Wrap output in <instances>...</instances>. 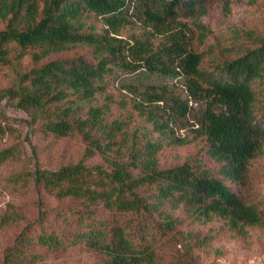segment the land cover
<instances>
[{
  "label": "trees",
  "instance_id": "trees-1",
  "mask_svg": "<svg viewBox=\"0 0 264 264\" xmlns=\"http://www.w3.org/2000/svg\"><path fill=\"white\" fill-rule=\"evenodd\" d=\"M130 8L155 34L163 35L164 42L153 48L139 39L131 45L118 39ZM205 13L206 0H0V67L10 65L14 55L31 52L38 62L76 46L91 48L96 61L75 57L33 66L16 74L12 85L0 90V99L15 101L30 124L37 123L46 135L63 138L79 133L87 143L86 156H106L109 167L78 161L53 171L36 169L37 187L58 198L78 200L84 209L54 210V216L69 225L62 230H49L43 212L35 223L37 234L29 236L25 228L1 264L40 259L24 244L51 251L79 245L101 255L100 264H153L157 238L177 222L163 210L164 204L198 210L206 221L217 216L238 236L261 224L264 205L243 200L238 191L247 184L252 161L264 149V109L257 107L264 96V36L245 33L243 44L224 48L223 58L207 66L204 54L191 45L194 31L199 41L206 34L201 22ZM90 16L102 21L101 32L86 27ZM127 51L138 55L145 74L180 77L187 95L204 102L200 135L215 168L186 162L160 169L155 158L159 148L150 142L143 158L132 157L133 153L127 162L107 158L121 124H107L102 107L84 104L104 89L108 66L131 70L125 61ZM162 100L156 94L148 99ZM145 108L136 107L141 112ZM172 110L185 116L187 102L173 98ZM150 121L155 126V119ZM7 155V150L0 151V164ZM89 207L134 218L107 222Z\"/></svg>",
  "mask_w": 264,
  "mask_h": 264
},
{
  "label": "rangeland",
  "instance_id": "rangeland-1",
  "mask_svg": "<svg viewBox=\"0 0 264 264\" xmlns=\"http://www.w3.org/2000/svg\"><path fill=\"white\" fill-rule=\"evenodd\" d=\"M127 15L128 23L119 30L118 39L129 45L139 39L153 48L164 42V36L155 34L153 29L138 20L132 8ZM201 22L206 34L199 41L194 31L191 45L195 51L204 54V64L208 66L223 58L224 48L243 44L241 36L245 33L254 32L264 36V0H206V13L201 17ZM85 23L93 32H101L105 28L100 19L92 16ZM125 56L132 71L108 66L110 69L105 76L104 89L84 104L85 108L88 105L102 107L107 124H121V131L115 135L114 151L107 158L127 162L131 160V153L132 157L139 155V158H143L145 146L150 142L159 148L155 158L160 169L186 162L202 168H215L217 164L206 156V144L200 135L204 102L187 95L182 78L147 75L139 67L138 55L127 51ZM75 57L96 62L91 48L86 46L68 48L38 62L31 52L20 57L14 55L10 65L0 67V90L10 87L16 74L33 66L54 59ZM152 94L160 95L163 100L148 101ZM173 98L187 102L188 112L185 116L175 115L172 110ZM141 105L146 107L143 112L136 109ZM257 107L260 111L264 109V96L259 98ZM150 119H155V126ZM165 125L167 127L163 128ZM86 148L87 143L79 133L63 138L46 135L37 123L30 124V117L15 106V101L0 99V151L7 150L8 154L0 164V264L5 252L16 245L25 228L29 236L37 234L35 223L43 212L49 230H62L69 225L55 217L54 210L68 213L84 209L78 200L58 198L37 187L33 174L36 169L53 171L78 161H83L87 166L99 164L105 169L109 168L106 156H86ZM238 192L243 200L264 205V149L252 161L247 184ZM88 209L107 222L134 218L130 214L118 216L100 207ZM163 210L177 222L165 236L157 238L153 264H264V220L238 236L227 230L225 222L217 216L206 221L198 210L183 205L171 209L164 204ZM152 216L159 220L156 213ZM22 246L28 252L41 255L40 259L30 264L102 262L101 255L79 245L57 251L36 245Z\"/></svg>",
  "mask_w": 264,
  "mask_h": 264
}]
</instances>
